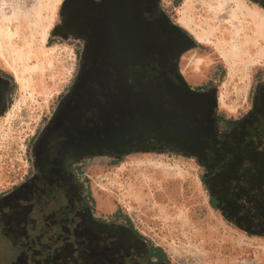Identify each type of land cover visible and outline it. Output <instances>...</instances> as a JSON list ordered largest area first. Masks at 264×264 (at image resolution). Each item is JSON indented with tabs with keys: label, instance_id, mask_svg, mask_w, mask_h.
<instances>
[{
	"label": "rangeland",
	"instance_id": "1",
	"mask_svg": "<svg viewBox=\"0 0 264 264\" xmlns=\"http://www.w3.org/2000/svg\"><path fill=\"white\" fill-rule=\"evenodd\" d=\"M63 1L0 0V199L33 178L37 183L0 209V264H12L20 252L28 264H53L56 255L66 264H94L95 231L81 224L79 208L63 210L62 227L52 228L49 205L41 211L47 225L29 228L26 220L21 231L17 218L31 191L30 208L49 180L69 182L77 207L94 219L127 220L142 245L162 249L169 264H264V155L258 151L264 147V0H136L140 30L156 20L162 30L125 84L172 111L173 126L163 125L158 136L138 129L117 151L94 154L85 153L73 132L81 146L40 156L37 141L62 107L88 46L86 36L68 27ZM171 50L167 76L162 65ZM89 89L93 102L78 123L93 137L96 100L103 97L99 86ZM216 143L222 150L212 154L223 158L222 168L198 154ZM211 170L218 174L212 183ZM218 183L227 190L223 207L210 196ZM114 242L100 239L99 264L138 254L131 239L115 243L122 252L109 250Z\"/></svg>",
	"mask_w": 264,
	"mask_h": 264
},
{
	"label": "water",
	"instance_id": "2",
	"mask_svg": "<svg viewBox=\"0 0 264 264\" xmlns=\"http://www.w3.org/2000/svg\"><path fill=\"white\" fill-rule=\"evenodd\" d=\"M136 0H64L68 27L78 36L88 38V46L81 58L80 66L71 89L64 96L51 124L41 133L37 148L39 153L54 150L62 146L75 148L73 136L76 132L83 142L86 154L99 153L102 149L117 151L120 145L130 141L136 131H148L158 136L163 125L173 126L174 113L164 111L162 104L151 99L147 93L131 89L125 84L126 74L135 69L141 61L153 52L158 45L160 35L159 21L149 22L145 31L140 30L141 22L137 18ZM178 32V31H177ZM181 32V31H179ZM183 35V34H182ZM100 87L102 100L97 99V125L93 128V137L78 120L83 115V107L93 102L89 86ZM112 87V89H111ZM161 94L156 92L155 96ZM184 94V93H182ZM3 102L0 93V106ZM191 102L186 98L184 105ZM163 132V131H162ZM85 142L90 145H85ZM31 179L12 193L0 199V209L11 205L22 193L34 188L37 183ZM33 192L31 191L28 207L23 206V213L17 218L23 223L24 231L27 212L30 210ZM19 225L17 224L16 227ZM8 226L10 230L14 231ZM21 231L18 230V233ZM136 238L135 234L132 233ZM26 236V235H25ZM20 261L25 253H20ZM55 256L53 264H66ZM18 260V261H19ZM12 264H22L13 262Z\"/></svg>",
	"mask_w": 264,
	"mask_h": 264
},
{
	"label": "flooded vegetation",
	"instance_id": "3",
	"mask_svg": "<svg viewBox=\"0 0 264 264\" xmlns=\"http://www.w3.org/2000/svg\"><path fill=\"white\" fill-rule=\"evenodd\" d=\"M161 22L165 24L164 19H161ZM182 37L183 36H180L175 30L172 29V38H175V39H177V41H180V39ZM171 46H169L166 51H169L171 49ZM176 48H179V44L177 45ZM174 52H175V50L173 52H172V50L170 52H168L169 53L168 58H167V60H165L164 64L162 65L164 73H166L167 76H169V71H171V69L173 68L172 65L174 62ZM147 70H149V69H147ZM167 78H169V77H167ZM168 83H170L171 85L173 84L170 82V80ZM209 148L206 146L198 148V154L200 156V159H202L201 161L202 162L206 161V163H208V165H210L211 168H212V166L215 167V165H218L220 168H222L221 167L222 163L220 164V162H221V160L223 161V158H221L220 155L217 156L218 153H217V155L212 154L213 150L221 151L222 150V144L216 143L214 145L213 149L210 150ZM211 155H213L214 159L217 158V161L215 164L212 162L213 159L211 158ZM232 155H234V154H232ZM212 172H213V170H211V172L208 173V177H209V180L211 181V183L213 182L214 178H217L216 175H218V174L212 175ZM219 174H220V176L224 175L223 172H221ZM47 182H48V184L44 185L38 191L40 195L37 196L35 198V200H33V203H32L31 208H30L31 212L27 218L26 226L28 225V227L31 228L33 226L34 227H36V226L44 227L45 225H47V220L45 219V217L41 216V211H45V209L50 205V206H53V210L55 212L53 217L56 220L50 226L52 228H61L63 220H62V218L59 217L60 214L66 208L71 209L73 207H76V208H79L82 212L81 215H79V217L81 219V224L87 223L89 226H91L90 228L95 231V233H94L95 237L92 240V247H91L92 252L96 256V260L93 262L94 264H99V256L100 255H99L98 244L100 243L101 238L102 239L106 238L107 242L112 240V239L115 241L113 244V247L109 248L110 251H111V248H113V250H115L116 247L121 251V244L118 245V243H122L123 240H125V242H126L127 239H131L132 242L135 243L136 247H138V252H137L138 254H134L133 256H131L128 259H127V257H125L126 254L125 255L123 254V258H118V264H125V262H127V261H129L130 264H169L168 261L163 259L162 256L160 254H158L155 249L152 248L151 245H149L146 242L144 243V245H142L141 242L143 239L141 238L140 235L137 234V232H135V230H133V227L131 226L130 223H128L127 220H124V221L120 220L119 221V220H116V218H114V217H110V218H106V219H102L101 217H95V219H94L93 217H91L88 214V209L86 207H84L82 205H79L77 207V204L75 202V198H76L75 192L76 191L74 190L73 187H71V185H69V182H67V184L64 186H58V185H56V183H54L51 180H49ZM222 187H223V185L221 183H218V187L213 186V184L210 186V196L213 199L216 198L220 207L224 206V203H223L224 201L222 200V197L225 198L226 193H227V190L225 189V191H224V189ZM80 198H81V200L83 199L82 197H80ZM73 204H75V205H73ZM70 206H71V208H69ZM2 213H3V211H0V214H2ZM80 219L73 218V220H75V221H77V220L79 221ZM14 224L15 223H13V225ZM86 228H87V226H86ZM96 231H98V232L96 233ZM105 231H106V233H105ZM133 232L136 234L135 235L136 236L135 241L132 238ZM111 236H113V237L110 238ZM116 242H118V243L115 244ZM125 244L126 243L122 244V245H124L123 251H127V247ZM97 246H98V249H97ZM20 253H18L17 258L14 259L13 262H21L22 264H28L27 254L25 253V255H24L25 257H22L21 261H20L19 260L20 259L19 257L21 255ZM113 254H115V251H113ZM65 262H67V259H65Z\"/></svg>",
	"mask_w": 264,
	"mask_h": 264
},
{
	"label": "trees",
	"instance_id": "4",
	"mask_svg": "<svg viewBox=\"0 0 264 264\" xmlns=\"http://www.w3.org/2000/svg\"><path fill=\"white\" fill-rule=\"evenodd\" d=\"M133 233H134V232H133ZM134 234H135V233H134ZM135 235H136V234H135ZM156 251H157L158 254H160V255L162 256L163 259L166 260L165 255H164V252L162 251V249L157 248Z\"/></svg>",
	"mask_w": 264,
	"mask_h": 264
},
{
	"label": "crops",
	"instance_id": "5",
	"mask_svg": "<svg viewBox=\"0 0 264 264\" xmlns=\"http://www.w3.org/2000/svg\"><path fill=\"white\" fill-rule=\"evenodd\" d=\"M258 151H259V153H260V151H262L261 154L264 155V152H263L264 151V147H262L261 149L258 148Z\"/></svg>",
	"mask_w": 264,
	"mask_h": 264
}]
</instances>
